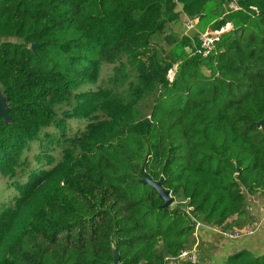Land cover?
Instances as JSON below:
<instances>
[{
  "label": "trees",
  "instance_id": "obj_1",
  "mask_svg": "<svg viewBox=\"0 0 264 264\" xmlns=\"http://www.w3.org/2000/svg\"><path fill=\"white\" fill-rule=\"evenodd\" d=\"M182 12L197 33L231 28L206 56L184 37L160 59L155 39ZM107 63L115 82L135 69L139 91L160 87L148 116L130 119L109 91H77ZM0 85V189L13 194L0 206V264H113L114 253L165 264L195 243V220L229 228L264 191V0H0ZM74 117L88 121L78 135ZM53 140L67 143L58 158Z\"/></svg>",
  "mask_w": 264,
  "mask_h": 264
},
{
  "label": "rangeland",
  "instance_id": "obj_2",
  "mask_svg": "<svg viewBox=\"0 0 264 264\" xmlns=\"http://www.w3.org/2000/svg\"><path fill=\"white\" fill-rule=\"evenodd\" d=\"M229 7H231L229 5ZM239 9V8H238ZM231 28L230 24H226L223 27L222 32L227 31ZM221 32V33H222ZM187 38L193 46H197L199 42V35L197 33V29L187 30L184 28L182 23L179 21L178 23H171L166 32L163 34L157 35L154 48L155 53L158 54L160 59L167 60V52L170 50L172 41H175L180 38ZM165 62H163L164 64ZM176 66L174 65L170 70L166 72V78L171 81L175 74ZM136 70L131 69L125 72L124 76H121L119 82L114 81V67L112 64H104L102 67L99 68L97 76L95 79L90 81H84L81 85L77 88L78 92H86V91H109L111 97H116L121 99L123 102L130 103L131 105V112H130V119L138 120L142 117H146L149 115V112L152 108L154 103V98L159 93V86L155 84V87L148 89L146 91H139L138 82L136 79ZM159 87V88H158ZM1 97L4 99L3 89H0ZM6 103V102H5ZM76 103V101H74ZM65 103L60 104L57 106L58 110L60 111L64 108H68ZM100 117H104L105 113L102 112L99 114ZM8 120V117H6ZM88 121L85 118H71L66 120V127L69 128V133L71 135H78L80 134ZM48 131H54L55 128L52 126L45 128ZM54 133H51L53 136ZM56 142V143H54ZM54 146L49 145L47 148L55 158H58L59 154L61 153L62 149L67 147L66 142H57L55 140L52 141ZM52 148V149H51ZM37 148H32L28 155L27 159L31 166H39L36 164L35 154L37 153ZM2 183V181H0ZM13 201V194L10 193V189H0V206L2 202L11 203Z\"/></svg>",
  "mask_w": 264,
  "mask_h": 264
},
{
  "label": "crops",
  "instance_id": "obj_3",
  "mask_svg": "<svg viewBox=\"0 0 264 264\" xmlns=\"http://www.w3.org/2000/svg\"><path fill=\"white\" fill-rule=\"evenodd\" d=\"M264 214V191L248 195L245 213L227 220L230 225L224 230L241 231L240 237L224 238L202 223L193 233L198 243L200 264H224L229 255L239 250H247L255 256L264 255V220L258 229L253 230V223ZM249 231H251L249 233ZM169 262L166 261L165 264Z\"/></svg>",
  "mask_w": 264,
  "mask_h": 264
},
{
  "label": "built area",
  "instance_id": "obj_4",
  "mask_svg": "<svg viewBox=\"0 0 264 264\" xmlns=\"http://www.w3.org/2000/svg\"><path fill=\"white\" fill-rule=\"evenodd\" d=\"M230 6L233 9L239 8L234 3H231ZM196 23H197V19L195 17L194 18L189 17L188 15L182 12V25L184 26V28H186L187 30L195 29ZM222 30L223 27L220 30H214V31L206 30L204 32L198 33L200 50L202 51L204 56L208 55L210 52H212L215 49V44L219 40V36ZM189 210L190 208H187V211ZM263 220H264V214L260 217L258 221L253 223V230L258 229V227H260L261 222ZM195 222H196L195 229L197 230V227L201 225L202 222H198L196 220ZM208 227L216 231L218 234H220V236L224 238L231 239V238L240 237L242 234H244L241 231L224 230L219 226H215V225H209ZM250 232L251 231H249V233ZM199 253H200V249L198 243L195 241L192 247L179 250L175 255L167 257L166 261L169 262L168 264H200Z\"/></svg>",
  "mask_w": 264,
  "mask_h": 264
},
{
  "label": "water",
  "instance_id": "obj_5",
  "mask_svg": "<svg viewBox=\"0 0 264 264\" xmlns=\"http://www.w3.org/2000/svg\"><path fill=\"white\" fill-rule=\"evenodd\" d=\"M31 47L34 48L35 45H32ZM1 88H2V86L0 85V89ZM5 102H6L5 97H4V99H2L1 93H0V114L3 115L4 118L6 119V117H8V112H7L8 105H7V102L6 103ZM2 109H3V111H1ZM141 180L143 182H147L148 184H150L158 192L159 197L164 201L165 206H169L173 203V198L170 196L169 190L163 188L160 181L152 180L144 172H142V179ZM113 264H119L118 263V256L116 253H114Z\"/></svg>",
  "mask_w": 264,
  "mask_h": 264
},
{
  "label": "bare ground",
  "instance_id": "obj_6",
  "mask_svg": "<svg viewBox=\"0 0 264 264\" xmlns=\"http://www.w3.org/2000/svg\"><path fill=\"white\" fill-rule=\"evenodd\" d=\"M1 111H3V109Z\"/></svg>",
  "mask_w": 264,
  "mask_h": 264
}]
</instances>
